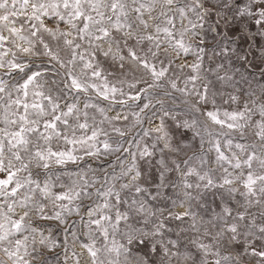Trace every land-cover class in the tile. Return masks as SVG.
Instances as JSON below:
<instances>
[{
    "label": "snow or ice",
    "instance_id": "obj_1",
    "mask_svg": "<svg viewBox=\"0 0 264 264\" xmlns=\"http://www.w3.org/2000/svg\"><path fill=\"white\" fill-rule=\"evenodd\" d=\"M0 264H264V0H0Z\"/></svg>",
    "mask_w": 264,
    "mask_h": 264
}]
</instances>
